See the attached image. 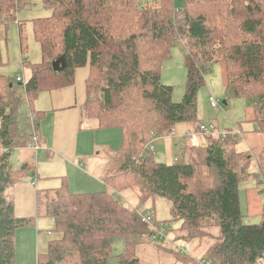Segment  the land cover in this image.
I'll return each mask as SVG.
<instances>
[{
	"label": "trees",
	"instance_id": "obj_1",
	"mask_svg": "<svg viewBox=\"0 0 264 264\" xmlns=\"http://www.w3.org/2000/svg\"><path fill=\"white\" fill-rule=\"evenodd\" d=\"M42 1L50 15L32 19L42 56L29 65L31 75L23 82L28 99L71 83L74 69L88 65L84 115L97 118L101 127L118 128L121 145L114 157L117 167L104 178L107 189L71 193L63 183L36 190L38 215L51 218L57 234L37 264H108L116 238L125 245L117 264H145L135 249L149 241L135 210L157 196L168 200L171 220L180 222L176 238L215 240L202 260L170 248L174 261L159 264H256L264 258V206L260 222L243 224L238 195L239 182L257 179V173L250 176L248 152L226 155L223 146L236 144L242 135L185 145L182 162L157 161L148 150L151 133L172 135L177 122L192 118L204 71L222 59L226 89L253 102V122L264 134V0ZM21 6L20 0H0V26L19 25ZM176 41L185 49L188 76L179 102L171 99L172 87L159 82ZM60 56L65 68L54 71L51 63ZM18 100L13 84L0 75V264L15 263L16 230L34 223L15 216L11 195L15 183L36 176L34 165L15 169L11 163L12 152L30 141L17 127ZM198 126L188 130L191 136H202ZM261 152L264 156V146ZM235 154L244 156L242 164L232 161ZM258 173L264 175V166ZM127 191L136 193L134 210L124 204ZM165 245L156 244L163 250Z\"/></svg>",
	"mask_w": 264,
	"mask_h": 264
},
{
	"label": "rangeland",
	"instance_id": "obj_2",
	"mask_svg": "<svg viewBox=\"0 0 264 264\" xmlns=\"http://www.w3.org/2000/svg\"><path fill=\"white\" fill-rule=\"evenodd\" d=\"M20 1L22 6L16 14L19 25L15 22H11L7 24V26H0V75L6 78L8 83H12L14 86L15 96L19 99V104H17V127L19 128L21 136L29 138L33 135L34 128L37 130V124L33 128L27 114L29 111H34L32 107L34 99H28L23 84L18 85L19 82L15 80V78L17 75H24V79L29 78V64L40 61L42 56L41 49L39 43L33 37L32 19L49 16L50 11L44 7L42 0ZM20 51L23 52L22 57ZM21 60H23V63ZM226 63L227 62L223 61V59L221 61L213 62L211 66L204 71L203 83L198 87L196 92L195 108L193 109L192 118L190 120L177 122L174 126V133L172 135H169L168 137L156 136L151 142L153 145L152 150H150V148H148V150L152 152L155 160L171 162L174 157L172 154L173 152L175 153L176 150L178 151L180 148L182 149L184 144H187L188 146L192 145L190 141H186V127L193 129L196 124L201 125L213 122L218 124V129L220 131L235 132L240 126L242 136L241 138L239 136V141L235 145L223 143V146L226 148V155L234 152L241 153L242 150L248 151L250 154L251 163L250 167H248V171L250 176L251 173H257V179L256 177H249L246 180L239 182L238 195L240 210L243 214L241 222L243 224H253L260 222L263 218V205L256 200L254 204L255 211H250L248 199L255 198L257 195L264 204V181L260 179L258 173L259 169L254 167L257 163H259L258 166H264V156L261 152V149L264 146V134L257 131L256 124L253 121H249L252 116L251 108L253 102L244 97L234 96L230 89H226ZM187 77L186 52L182 43L176 41L170 50V56L162 63L159 76L160 83L172 87V101L179 102L182 100L187 91ZM99 81L98 74V83ZM94 86L95 85H92V87ZM98 88L99 84H97V93H94L95 99L100 95ZM210 95L217 100L218 105L216 107L211 106ZM9 99V97H6L5 102H8ZM224 100L226 101L225 104L223 103ZM204 138L206 143L214 140L209 137ZM196 139L203 140L201 136ZM196 139L192 140V142H195ZM21 148L14 150L11 159L12 166H15V164L22 159V156H25V159L28 157V163L34 165L33 163L37 162L40 152L34 150L29 141L25 147ZM176 153L178 154V152ZM178 156L179 162L184 161L181 152ZM242 158L244 159L243 155L235 154L234 160L232 161L242 164ZM25 180L26 179L19 182ZM123 196L129 199L132 205H136V193L131 191ZM130 206H126L127 209L134 210V208ZM169 207L168 200L164 197L158 196L155 197L154 200L147 201L145 204L137 206V210L141 213L146 210L153 211L154 218L163 223L164 227L167 229V241H165L166 250L160 249L156 245H151L147 240L140 242L135 249V254L145 264L172 262L174 259L172 253L169 252L168 249L172 248L174 251L178 252L179 250H175V246H177L186 249L187 252L192 254L197 260L204 259L207 254V249L215 243V240L212 238H203L185 241L176 238L180 222L171 220ZM138 225L144 230L141 223ZM52 227L53 223L51 222L49 228ZM35 228L36 226L33 223L29 226L18 228L16 232L26 234L34 231ZM47 231L48 230H44V233H46L45 239L39 240V248L42 252H44V249L47 250V241L51 238V233H48ZM144 236H142L143 239H145ZM54 237L53 233L52 238ZM30 241L31 240L27 236L22 237V235L19 234L14 264H32L33 257L30 254V250L27 252ZM124 249L125 245L122 238L114 239L111 244L112 256L108 259V264H117L118 256L124 251ZM21 257L25 258L24 261L20 260ZM211 264H213V262H211ZM256 264H264V258L259 259Z\"/></svg>",
	"mask_w": 264,
	"mask_h": 264
},
{
	"label": "crops",
	"instance_id": "obj_3",
	"mask_svg": "<svg viewBox=\"0 0 264 264\" xmlns=\"http://www.w3.org/2000/svg\"><path fill=\"white\" fill-rule=\"evenodd\" d=\"M20 54L22 57L23 52L20 51ZM21 61L23 63V60ZM29 71V75H31L30 67ZM88 75V65L75 68L71 83L63 86L57 84L41 90L32 102L34 111H29L36 116V134L40 146L38 160L33 163L36 176L29 177L23 182L15 183L11 190V195L14 202L15 216L34 219L36 226L34 231L26 234L15 233V254L19 234L22 237L27 236L31 240L27 252L30 250V254L34 258V260L32 258V264H37L38 255L46 251L44 249V252H42L39 248V240L45 239L46 233H44V230H48L47 232L51 233V238L47 241V245L53 239V233L57 237L53 227L49 228L53 220L49 217L38 215V210L40 209L36 199V190L54 189L65 183L71 193L99 192L108 188L104 178L112 167H117L118 164L114 157L115 152L119 151L121 145L120 130L114 127H101L97 118L84 115V107L88 100L86 83ZM20 76L24 81L29 79H24V75ZM210 97L212 96L210 95ZM251 111L252 116L249 121L252 122L254 119L253 106ZM214 124L218 127V124ZM189 129L191 128L186 127L187 132ZM187 132L185 134L186 141H190L192 144L189 146L200 147L208 144L204 141V137L201 136L203 140H197L196 138L200 137V135L188 136ZM165 136L168 137L169 135ZM195 139L196 141L192 142ZM181 151L182 149L180 148L172 154L175 156L176 152H178L177 155H179ZM242 152L248 151L242 150ZM28 162V157L25 159V156H22V159L13 167L16 169L22 163ZM258 164L254 167H257V169L263 167L261 165L258 166ZM129 192L131 191L123 194L127 195ZM125 199L127 198L125 197ZM127 200L130 203L129 199ZM256 200L264 206L256 195L255 198L248 199L250 211H255L254 204ZM133 206L135 207V205ZM24 259L23 257L20 258L21 261H24Z\"/></svg>",
	"mask_w": 264,
	"mask_h": 264
},
{
	"label": "built area",
	"instance_id": "obj_4",
	"mask_svg": "<svg viewBox=\"0 0 264 264\" xmlns=\"http://www.w3.org/2000/svg\"><path fill=\"white\" fill-rule=\"evenodd\" d=\"M15 80H17L18 82H21L22 84L24 82V80L21 76H17ZM210 101H211V106L216 107L218 105L217 100L214 99L213 97H210ZM28 116H29L30 121L32 123V126L34 128L35 124H36V118H35L36 116L31 112L28 113ZM198 128H199V134H201L202 136L215 138L220 142H224L225 140L229 139L230 137H236V136L242 135V131L240 129H238L235 132L220 131L215 126L214 123L201 124L198 126ZM187 135L191 136V133L187 132ZM155 137H156V135L154 133H151L150 143L148 144V148H150V150H152V148H153V145L151 142ZM29 143H31V146L33 147L34 150H36V151L40 150V146H39L38 141H37V134H36L35 128H34L33 135L30 137ZM178 161H179V157H178V155H175L173 157V162H178ZM260 179L264 181V175L263 174H260ZM124 202H125L127 207L131 205L134 208V206L132 204H130L128 202V200H126L125 198H124ZM135 211H136V215H137V219H138L139 223H141L146 230L147 239L151 245H156V244L167 241V229L164 227L163 223L157 221L154 218L151 210H146L143 213L139 212L137 209ZM175 247H176L175 250H179L178 252L188 254L186 249H184L182 247L179 248L177 246H175ZM209 263H211V261Z\"/></svg>",
	"mask_w": 264,
	"mask_h": 264
},
{
	"label": "water",
	"instance_id": "obj_5",
	"mask_svg": "<svg viewBox=\"0 0 264 264\" xmlns=\"http://www.w3.org/2000/svg\"><path fill=\"white\" fill-rule=\"evenodd\" d=\"M52 69L54 71H60L65 68V59L63 56L58 57L57 59L53 60L51 63ZM12 83H9V86H11ZM18 85H21V83H18ZM223 103L225 104L226 101L224 100Z\"/></svg>",
	"mask_w": 264,
	"mask_h": 264
},
{
	"label": "bare ground",
	"instance_id": "obj_6",
	"mask_svg": "<svg viewBox=\"0 0 264 264\" xmlns=\"http://www.w3.org/2000/svg\"><path fill=\"white\" fill-rule=\"evenodd\" d=\"M216 2H217V1H216ZM236 78H237V77H236ZM236 78H235V79H236ZM236 82H237V81H236ZM234 83H235V82H234ZM255 120H256V119H255ZM257 120H258V119H257ZM258 122H259V120H258ZM211 142H212V141H211ZM224 143H225V142H224ZM194 144H195V143H194ZM208 145H209V144H208ZM194 146H195V145H194ZM195 147H196V146H195ZM261 163H262V162H261Z\"/></svg>",
	"mask_w": 264,
	"mask_h": 264
},
{
	"label": "clouds",
	"instance_id": "obj_7",
	"mask_svg": "<svg viewBox=\"0 0 264 264\" xmlns=\"http://www.w3.org/2000/svg\"><path fill=\"white\" fill-rule=\"evenodd\" d=\"M25 82V81H24ZM19 83H21V82H19ZM21 85H22V83H21Z\"/></svg>",
	"mask_w": 264,
	"mask_h": 264
}]
</instances>
